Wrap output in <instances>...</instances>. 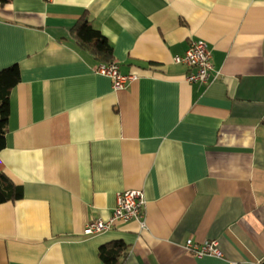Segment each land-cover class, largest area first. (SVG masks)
Masks as SVG:
<instances>
[{
  "label": "crops",
  "instance_id": "0c3cea01",
  "mask_svg": "<svg viewBox=\"0 0 264 264\" xmlns=\"http://www.w3.org/2000/svg\"><path fill=\"white\" fill-rule=\"evenodd\" d=\"M83 14L132 75L123 88L72 37ZM197 39L205 84L173 61ZM15 63L0 171L22 196L0 203V264H102L114 241L120 264L264 261V0H12L0 70ZM127 189L143 192L141 220L84 234Z\"/></svg>",
  "mask_w": 264,
  "mask_h": 264
},
{
  "label": "built area",
  "instance_id": "2783aa9c",
  "mask_svg": "<svg viewBox=\"0 0 264 264\" xmlns=\"http://www.w3.org/2000/svg\"><path fill=\"white\" fill-rule=\"evenodd\" d=\"M212 52L208 45L202 40H191L183 55L173 56L175 63H182L189 67L187 80L191 83L205 84L212 75ZM95 72L109 77L112 81V88L118 90L123 88L132 75L123 74L119 71L118 63L113 60L110 63H99ZM144 207V195L140 189H127L117 193L116 204L112 214L107 219H91L84 227V234L92 235L113 227L117 221L127 222L132 219L141 220ZM185 249L194 255L201 256L212 254L221 256L215 239L205 240L202 243L187 239ZM254 264H264V261H257Z\"/></svg>",
  "mask_w": 264,
  "mask_h": 264
},
{
  "label": "trees",
  "instance_id": "16d2710c",
  "mask_svg": "<svg viewBox=\"0 0 264 264\" xmlns=\"http://www.w3.org/2000/svg\"><path fill=\"white\" fill-rule=\"evenodd\" d=\"M12 0H0V5ZM70 33L78 46L89 53L98 63H110L114 60L112 45L106 37L93 26L86 14L81 15L70 29ZM20 81L18 64L0 70V150L5 145L7 121L9 116V95L11 89ZM22 196L21 185L12 182L0 171V203L13 201ZM127 245L121 241L106 243L99 247L102 264H120L126 253Z\"/></svg>",
  "mask_w": 264,
  "mask_h": 264
}]
</instances>
